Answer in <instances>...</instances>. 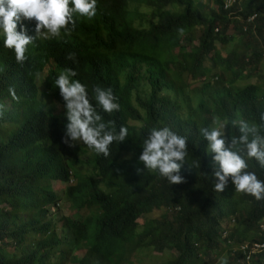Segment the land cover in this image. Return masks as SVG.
Here are the masks:
<instances>
[{"label": "trees", "instance_id": "1", "mask_svg": "<svg viewBox=\"0 0 264 264\" xmlns=\"http://www.w3.org/2000/svg\"><path fill=\"white\" fill-rule=\"evenodd\" d=\"M129 1L97 0L95 17L76 14L70 36L62 32L61 39L35 40L28 46L23 65L16 63L13 50L3 46L0 33V127L7 124L9 128L0 130V264H64L73 249L79 250L74 243L63 246L64 237L57 235L56 223L48 218V206L58 202L51 183L69 184L71 175L78 182L67 188L69 199L79 207L98 209L91 217L70 220L77 241L88 247L83 256L71 257L74 264H131L135 253L144 248L175 252L166 264H193L202 253V264H214L211 254L222 242L233 247L245 241H264V200L236 192L231 181L223 192L215 191L212 154L200 133L201 128L213 126V117L228 125L231 136L239 135L231 124L234 120L264 125L260 118L264 94L259 86L249 82L232 88L264 59V0H236L230 9H224L223 0H215L216 9L208 13L202 3L196 5L193 0H134L151 8L148 29L135 26L138 13L129 9ZM170 5H177L179 12L165 11ZM23 23L27 34L35 36V21ZM232 25L242 40L229 33ZM196 27L203 30L199 46L193 47V37L180 43L179 29L186 32ZM230 42L236 43L230 53L218 50V43ZM172 47H180L181 52L169 53ZM69 52L76 54L75 61L66 59ZM52 63L63 71L75 70L72 79L86 85L104 122H112L110 128L119 132L123 125L128 129L124 142L110 146L109 157L92 151L91 163L99 177H80L74 161L87 146L82 141L74 142V147L64 144L67 122L38 100V82L45 74L49 93L64 106L55 85L57 77L48 73ZM172 63L186 79L184 84L203 82L194 99L199 103L187 118L182 117L178 101L170 98L176 84L170 82L175 71ZM227 72L231 74L228 82ZM97 85L111 88L120 105L118 111L108 114L96 104L93 89ZM143 85L150 89L148 93L141 90ZM10 86L18 99L9 94ZM161 127L187 137L188 162L181 169L186 183L172 185L138 161L143 140L153 128ZM247 162L248 170L264 180V168L255 159ZM137 168L143 171L138 174ZM105 179L111 187L123 190L120 198L100 188ZM164 205L172 213L149 216ZM230 213L238 226L227 231L221 223ZM139 218L144 223L131 236ZM30 236L28 251L18 258H8L3 252L25 245ZM228 264H248L247 253L233 252ZM252 264H264V251Z\"/></svg>", "mask_w": 264, "mask_h": 264}, {"label": "clouds", "instance_id": "2", "mask_svg": "<svg viewBox=\"0 0 264 264\" xmlns=\"http://www.w3.org/2000/svg\"><path fill=\"white\" fill-rule=\"evenodd\" d=\"M131 2L134 0L129 1V9ZM235 2L236 0H223L224 9H230ZM175 6L178 8L177 5ZM147 9L151 11L150 7ZM131 11L134 13L133 10ZM96 13L97 0H0V30L4 35L3 46L13 50L16 63L23 65L28 60L26 55L28 46L35 40L61 39L62 32L63 35L70 36L76 26L74 15L92 19ZM24 20L35 21V36L27 34ZM183 32L182 28L179 29L181 35ZM167 45L168 48L171 47L170 44ZM66 59L75 61L76 54L69 52ZM76 75L75 70L69 68L62 71L55 79V85L64 101L67 117V120L62 119L67 122L62 142L74 147L76 145L74 142L82 141L87 146L82 147V151L89 148L107 158L111 154L110 146L113 143L119 144L127 139L128 129L122 125L119 132H116L114 128H110L111 121L104 122L89 99L86 85L72 79ZM173 75L183 77L179 73ZM171 90L178 92L176 88ZM8 91L13 99H18L13 87L10 86ZM93 91L96 104L103 112L111 114L119 110L120 105L116 102L117 97L111 88L97 85ZM2 107L0 105V108ZM182 117L186 118L183 115ZM260 118L264 120V113ZM231 124L238 128V136L229 134L230 128L227 124L200 129L201 135L208 142L207 151L212 154L214 189L223 192L231 181L236 192L251 195L258 201L264 200V180L259 179L254 171L248 170L247 162V159H255L264 168V131H262L264 125L249 124L243 119L234 120ZM142 149L138 161L143 163L144 169L158 172L172 185L186 183V178L181 175V169L188 157L187 137L177 134L169 127L153 128L143 140ZM190 166L196 165L190 164ZM136 171L139 174L143 169L137 168ZM170 209L172 213L173 210ZM261 229H264V224H261ZM261 243L264 241H245L239 246L236 243L233 247H237L236 251L242 250L247 253L249 264L255 256L264 251V248L259 247L256 251L253 250V247ZM220 264H228L227 259L222 258Z\"/></svg>", "mask_w": 264, "mask_h": 264}, {"label": "rangeland", "instance_id": "3", "mask_svg": "<svg viewBox=\"0 0 264 264\" xmlns=\"http://www.w3.org/2000/svg\"><path fill=\"white\" fill-rule=\"evenodd\" d=\"M195 4L202 3L205 11L208 13L211 12L212 9H216L215 5V0H193ZM130 9L134 11V13H138L136 16V19L134 21L135 26L138 28H149L150 27V19L151 15L149 13V10L145 6H141V3L139 2H131L130 3ZM167 11L177 13L178 8L175 5H170L166 7ZM152 14V13H151ZM0 33H2V30H0ZM230 34H233L234 37L238 40H242L241 35H237L235 32V27L232 25L230 30ZM203 34V30L196 27L194 29L188 30L186 32H183L182 39L180 40V43H182L185 38L193 37L195 40L193 42V47H197L200 44V38ZM235 42H230V44H220L218 43V50L221 51V53L228 54L231 52V50L235 47ZM169 53H175L176 55L181 52L180 47H175L171 48L168 50ZM173 69H175V64L172 63ZM63 70L57 68L54 63L51 64V69L48 70L49 74H53L54 76L58 77V75L62 72ZM252 72L251 75L245 76V79H239L236 80L235 83L232 85V88L237 90L238 88H242L245 84L249 82H253L259 86V92L260 94H264V59L260 60V65H257L256 68L250 69ZM177 73L178 70L175 69L172 70V75L174 73ZM44 76L39 80L38 85H39V91H38V100L41 103L42 106H44L46 109H49L50 111L53 112L54 115L58 116L61 119L67 120V117L65 115L66 109L64 106L58 104L53 97L51 93H49V90L46 86V82L44 80ZM187 77V75H186ZM174 78V79H173ZM173 78H171L170 75V82L172 84H175V88L177 91H172L171 92V98L177 99L179 105H180V111L181 114L184 117H188L189 113H192L194 110L191 108L196 106V103H194L195 95H197L201 91V87L203 86L201 82H193L192 84L186 85L184 82H186V79L184 77L179 78L178 76L173 75ZM231 74L230 73H225V79L230 80ZM203 83V82H202ZM141 90L144 93L149 92V88L146 86H141ZM213 126H220L221 123L217 120L216 117H213ZM134 125H139L138 122H132ZM212 126V127H213ZM8 125L4 124L3 126L0 127V130L6 132L8 130ZM92 149L85 148L83 150V153H81L77 157V161H74V166L76 169L80 171V177L85 178L87 176H93V177H99V170L94 167V165L91 163L92 158H93V153ZM87 164H89L87 166ZM78 182V179L75 180ZM74 178L71 177V181L69 184L61 183V182H52L51 186L54 188L56 191V195L58 198V202L55 205H50L48 206V218H50L54 223H56L55 230L57 232V235L59 237H64L65 243L64 247L66 248L69 244L74 243L76 246L79 247V250L73 249L71 254L69 255L68 259L65 261L64 264H74L70 259L73 256H83L86 254L88 247L86 246V243L84 241H77V235L73 227L71 226L70 220H73L75 217L76 218H85V217H91L95 213L98 212L97 207H79L76 204H74L68 197L66 191L69 185L75 184ZM100 188L108 193L113 195L116 198H120L123 194V190L119 187H111L109 185V180L105 179L100 185ZM3 206L5 204H2ZM170 211L171 209L168 208L167 206H162L160 208H156L153 210L149 216L150 217H159L161 216L164 212ZM234 214H229L221 223L222 229L227 228V231H230L233 229V226H238L235 222H233V216ZM143 218H139L135 221L134 225L131 228V236L134 235V233L140 229L143 225ZM237 228V227H236ZM235 228V230H236ZM250 237L253 236V233L248 234ZM227 236V233H226ZM225 237V236H224ZM31 238L28 237L25 245L20 246L19 248L9 249L4 248L3 252L6 254L8 258H18L21 254L26 253L29 249L28 247V241ZM246 245L244 248H246ZM237 247H229L227 244L222 242L220 247L211 254V260L214 262V264H220V261L222 258H226L228 263L231 259V256L233 252L235 251ZM258 249L257 247H253V250L256 251ZM201 253V252H200ZM176 253L170 250H165L163 252H159L154 250L153 248H144L137 253H135V257H133V262L131 264H166L171 258H175ZM205 258V255L202 253L201 258L199 261H195L193 264H202L203 260ZM57 256L53 258V260H56ZM249 264H252V262H249Z\"/></svg>", "mask_w": 264, "mask_h": 264}, {"label": "built area", "instance_id": "4", "mask_svg": "<svg viewBox=\"0 0 264 264\" xmlns=\"http://www.w3.org/2000/svg\"><path fill=\"white\" fill-rule=\"evenodd\" d=\"M256 247H259L260 249L264 248V243H261L260 245H256Z\"/></svg>", "mask_w": 264, "mask_h": 264}]
</instances>
